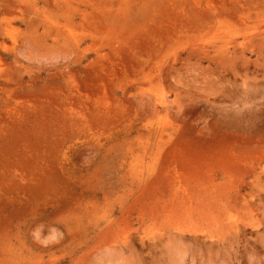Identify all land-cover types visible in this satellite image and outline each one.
I'll return each mask as SVG.
<instances>
[{"label":"rangeland","instance_id":"obj_1","mask_svg":"<svg viewBox=\"0 0 264 264\" xmlns=\"http://www.w3.org/2000/svg\"><path fill=\"white\" fill-rule=\"evenodd\" d=\"M0 264H264V0H0Z\"/></svg>","mask_w":264,"mask_h":264}]
</instances>
